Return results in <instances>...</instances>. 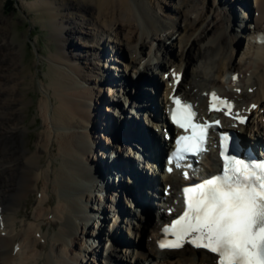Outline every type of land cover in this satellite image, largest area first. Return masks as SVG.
<instances>
[{
    "label": "bare ground",
    "instance_id": "1",
    "mask_svg": "<svg viewBox=\"0 0 264 264\" xmlns=\"http://www.w3.org/2000/svg\"><path fill=\"white\" fill-rule=\"evenodd\" d=\"M154 1L157 4L163 2V0ZM179 1H182L183 5H189V9H191L190 11H194L196 4L198 3V0ZM229 1L230 9L226 6L224 7V0H218L219 5L223 9L218 8V14L214 16L213 20L204 22L200 18L199 25L195 22L192 24L187 23L183 29L187 34L183 37L181 35L182 40L180 39L182 49L185 50V52L181 56L174 55L175 57L168 56V49L165 48L164 43H162L163 38L157 33L160 31L167 33L169 31L167 29L175 27L177 22L174 24L161 22L151 10L153 7L152 4H150L151 2L144 0H34V2H32L31 5L33 8L45 9L51 25L53 26L55 41L58 43V52L52 55L56 63V68L51 69L52 73L50 79V87L53 90L57 105L50 107L49 104L52 103L50 99L43 101L41 107L46 116L48 124L47 129L39 138V147L35 152L37 157L34 155H27L28 150L25 149L27 127L24 126V111L23 108L20 107L21 100L18 99V86L17 83L14 82L16 79H14L12 75H8L6 71L7 69L2 67L0 63V208L2 209L0 219L3 221V227L0 226V264H47L45 260L42 261V263L40 262L44 255L40 253V251L42 250L44 252V250L41 247L38 232L43 230V225L45 223L42 220H46L50 212H53L52 217L56 222L62 221V227L59 230V234H57L55 244L52 246L53 250H56V252L52 251L55 253L53 256L54 259L56 258L55 264H61V262L62 264H69L66 262V256L68 254L69 256H72L78 249L83 251V248L77 246V243L75 242L76 240L78 241V237L80 236L77 235L78 230L82 235L81 237L85 236V239L86 236H91L98 240L101 238L102 240L104 233L101 232L102 230L100 231L96 229L95 226H92L91 221H95L94 218H96L98 219V222L96 221L98 225H104V221L106 220L103 218L106 216L105 205L106 203H109L107 201L111 195L113 196L110 197L113 198L112 203L116 201L117 204L118 201L121 200L123 204L124 196L117 195L112 189H122V193L126 192L124 190L123 182L126 181L127 183L128 179H126V176L124 175L125 177L123 178V181L121 179V174L116 173L123 170L128 171V166L131 164L130 158L127 157L129 156V153L126 152L127 154H123L125 149L123 145H121L118 136L128 139V134H136L134 137L138 135V132L136 133V130L138 129L128 124L126 120L124 125L120 126V119L118 121V116L128 118V116L133 117V115L137 116V114L142 115V112L135 113L134 111H129L125 108L127 102H130L131 105L128 104L130 107H136L138 109L140 104L137 102V98L140 97L142 100V94H140L137 89L131 94L133 90L132 85H127L126 87L127 91L130 90V93L126 90L120 93L119 91H115V87L122 86L124 83L129 82L130 84L135 85L136 81L144 80L145 82L140 84V91L144 92L143 101H147V103L152 101V95L149 94V92H151L150 89L153 88H151V85L153 83L155 85L158 83L156 77L154 78L157 71L154 73V69H152V58L154 54H159L158 51L161 52V58L156 68L161 74L172 65L177 66L179 69H183L186 74H188L189 69L192 68L195 60L206 64L203 71L205 74L211 73L213 70L216 71L218 67L222 66L221 69H217L220 78L217 81L214 80L208 82L207 80H204L205 75L203 72H200L203 81H201L202 79L200 78V75H198L197 78L201 80L197 81L189 80L190 78H187V80L190 81V84H188L189 87L186 89L183 86V82L186 83V78L184 77L179 91H183L187 96H192L194 100L199 101V103L201 101V93L199 91L201 88L198 92H194L192 95L189 92L194 88H198L201 85L211 87L217 84L218 81L226 79L229 74L232 75L235 72L238 73L242 71L240 73L246 75L248 70H253L255 66L256 71L254 73L250 71L249 75L247 74L245 77L239 73V75H237L241 80H247V77H249L250 87L254 86L255 90L251 93H246L245 95H238L237 97L241 98V103H247V100H249V104H251V102L260 103V107H264V0H249L250 3H247V0ZM254 6L256 13L258 14V18L256 19L254 15L250 13L251 7L253 8ZM238 10L239 12H244L245 15H248L243 17L246 21L250 19L251 21H254L253 18L257 21L255 25L251 24V27H245V30H243L249 33L248 42L250 43V49L255 48L257 54L255 62L253 63L252 61L249 65H241L242 61H238V63L232 61L234 58V47L231 46V43H235L234 40L237 36L235 35L234 38H229V36H227L228 34H226L227 27H230L231 25L236 34L234 27H239V25L237 24V14H235L234 11L237 12ZM178 12H180V10ZM182 12L184 11L182 10L181 13ZM185 15L187 16L188 12H186ZM205 23H207V25L203 28V24ZM110 32H114L113 34L118 38H125L127 42L126 45H131L133 47L131 49L133 54L137 53L138 55L139 53V55H142L144 52L145 55L154 52L150 57L148 56L149 58H146V56L144 58V55L142 56V59L131 57L130 65L134 64L139 66L134 67L138 70V75L136 78L134 77V80L132 75L130 76L131 79H123L122 76H116V72L111 71L108 73V71H104V69L98 73L96 80L91 77L90 73L94 69V66L96 67L98 62L102 61L105 57L106 52L101 43V37L104 34L108 35ZM173 35L174 33H169L167 35L168 39H172ZM77 36V40L74 39V37ZM138 36H140L141 41L144 42H142L140 47L136 44L138 42ZM81 37H84V39H81ZM192 37H195V39H192ZM74 41L77 42L76 44H79V46L75 47L77 48L76 50L80 49L79 51H73L71 48L69 49L70 44L72 42L74 43ZM154 43L157 44L156 51L153 49ZM4 44H7L6 40L0 42V47ZM197 46L203 47V50L199 51L195 48ZM145 47L148 48L149 51L146 52ZM194 48L195 50L197 49V53L187 57L186 50L189 49L194 52ZM4 52L5 53L3 54L0 52V60L4 58H17V56L8 49ZM235 53H237L236 50ZM107 56H109V54H107ZM246 56H249L250 59L253 58L252 54L250 55V53H246L241 59L244 60ZM108 60L109 61L106 59L105 61L110 62V59ZM142 60L143 62L141 63ZM154 60L155 59H153V61ZM58 64L68 65L69 70H66L63 67L59 68ZM190 64L192 66H190ZM209 64L211 71H208V68H206ZM9 67H13V64L9 63ZM73 74H75L76 77H74ZM110 74H115V76L112 77ZM146 75H153V79H151L153 83L148 79L149 77H144ZM1 80L5 81L4 85H2ZM124 80L127 81L124 82ZM146 80L148 81L146 82ZM8 82L11 83V86L5 85ZM84 82L89 83L91 86L96 85L98 82L102 85L105 84L107 85L106 87L100 86L99 88H111L114 93H110L111 95L109 94L112 97L111 103L107 101L109 100L108 95L105 94V98H108L107 100L100 96L102 90H98L100 93H97L99 99L97 103L104 106L105 109H109L108 113L103 111V114L105 115L104 118L102 116L104 119V125L101 126H103L104 131L101 133L105 138L109 139V144L113 147L112 152L110 151L111 154H107L106 157L103 154V157L97 156L94 159L98 160L93 162L91 159L93 157H91V165L87 167L84 163L88 161V156L90 157L89 153H98V149L102 147L101 145H98L97 141L95 142V139H90L93 141L92 143L87 138H92V132H90L88 128L92 125V129L95 131V126L99 127V121L98 118H96L97 115H94L93 111H90L88 108L91 105V102L87 103L88 100L86 102L82 101V99L90 98V93H88L86 89H83L82 84H85ZM206 82H208L209 85ZM92 94H94V91ZM130 95L134 96L132 101ZM196 95H198V97H196ZM115 101H117L118 104H115ZM155 102L156 100L154 103ZM142 103L144 104V102ZM204 106L205 105H202L200 111H203ZM114 107L119 109V113H116V115H118L117 117L111 116V114L115 113L111 110ZM147 111L149 112L148 108H146V112ZM53 133H56L58 136V142L56 145L59 146L58 151L61 155V159H63V163L60 168H57L50 163L49 167L52 171L47 173L48 176L46 177L43 175V171L40 170L41 163L39 158L42 152L51 153V150L54 151V144L52 141H55V139L51 138L54 136ZM20 137H22V149L20 148L18 141L16 142L14 140L15 138L20 139ZM154 139L158 140L159 135L155 134ZM11 142L15 145L13 146ZM130 143L131 142H128V144ZM125 144L127 146V143ZM105 150L106 152L108 151L106 148L103 149V151ZM110 158L111 161L108 162ZM113 161H115L114 166H112ZM28 163L29 167L26 168L25 165ZM108 164L111 166L107 168ZM110 177L112 178L110 179ZM103 181H106V183L103 184ZM93 182L97 183L99 191H105L101 196L102 200L100 197H94L92 195L86 197V195L89 194L88 192L91 191L90 186ZM172 184L173 191L171 197H175L176 190L178 189L177 180L173 179ZM92 186H94V184ZM125 186L135 191L137 198L144 195L141 182L139 181L135 182L133 179L131 186L126 184ZM40 187H42V196L40 197L41 203L39 205L38 213L36 217H34L36 222L25 225V229L18 230V225L15 222L16 216H13L15 221L12 222L13 218H9L6 215L7 212L9 215H16L19 212L18 209L21 206L22 201L27 199L31 193L39 190ZM60 187L68 188L67 191L69 194L70 191L73 190L71 193L76 195L69 197L67 194V197L63 198L61 196V190H58ZM16 189H18V192H16ZM58 191L60 194H58L56 208L53 209L50 207L52 210H47L45 208V205L48 202L47 200L50 199L52 194H56V192L58 193ZM79 196L87 198V200H83L84 204H82V201H79ZM143 200L144 199H141V202H143ZM141 204L142 203H137V207H141ZM93 205L97 207H93ZM96 208L98 209V212L100 210L99 213L104 212L105 215L102 213V218H97L99 215L94 217L95 213H93V211ZM133 208H136V206ZM155 208V210H157L156 206ZM144 209L145 207L142 208V211ZM121 212L122 214L120 216L118 215V222L113 214L115 225L110 227V229H113L111 235H114V237H117L119 240L123 239L122 237L120 239L118 234L123 230L122 224L127 221L125 215L129 214L127 210H122ZM68 214H70L71 217H69ZM141 214L142 213H136L134 217L141 218ZM74 215L80 217L78 220L80 226L74 222ZM129 215H133V213ZM153 215L147 216L150 221L153 222L150 223L149 221L145 229L142 224L138 226L132 225V228H134L135 231V237L137 234L142 237V235H145L146 233L147 238V243L144 246L146 252L138 254L139 260H137L135 264H139L140 259H143L144 256V260L148 261L150 264L154 261L157 263L173 264V262H185L187 260H201V262H205V264L211 263L212 256L202 250L195 251L185 247L177 252L156 251V239L159 230L158 225L159 222L163 220V215L160 211H156L155 217ZM38 221L40 224H37ZM146 221L143 224H145ZM5 223L7 226H5ZM98 225L96 227H98ZM10 227L11 231L9 232ZM90 227H93V230H90ZM109 231L110 230L107 231L108 234H110ZM43 236H45V234ZM110 236L108 253L106 252V258L110 261L107 262V264H111V261H121L123 257L120 255V250L133 246L132 242H135H128L126 237L123 241L121 240L122 244L120 245L116 241H110L112 238V236L111 238ZM149 237L152 238L151 241H149ZM69 240L72 242H69ZM105 240L107 241L108 238ZM137 241H139V239ZM41 242L44 241L41 240ZM69 243L75 247L74 252L69 253ZM59 249L63 255L59 254ZM85 252L86 251H84V253ZM94 253L95 256H98L96 255V249ZM65 254L67 255L65 256ZM83 256H85V254ZM79 261L82 262L80 259ZM72 264H75L73 258Z\"/></svg>",
    "mask_w": 264,
    "mask_h": 264
},
{
    "label": "rangeland",
    "instance_id": "2",
    "mask_svg": "<svg viewBox=\"0 0 264 264\" xmlns=\"http://www.w3.org/2000/svg\"><path fill=\"white\" fill-rule=\"evenodd\" d=\"M144 1L151 2L150 4H152V6H153L151 10L161 20V22L166 23V24H170V23L174 24L177 22V25L175 27L167 29V30H169L167 33L166 32L164 33L162 31L157 33V34H160V36H162V38H163L162 43H164L165 48L168 49V53H169L168 56L169 57H175L174 55L181 56L184 54L185 50L182 49L180 39L182 40V37L184 35L186 36V34H187L186 31H183V29L187 25V23L192 24L195 22L199 25L200 24V20H199L200 18L204 22L205 21L208 22L210 20H213L214 16H216L218 14V8L219 9L221 8V6L218 3V0H198V3L196 4V8L194 11H190L191 9H189V5L188 6H186L185 4L183 5L182 1H179V0H163V2L160 4H157L154 0H144ZM32 2H34V0H0V42L6 40L7 44L9 43L8 46H7V44L2 45L0 47V50H1L0 52H1V54H3V53H5L4 51H6V49H8V50H10V52L14 53L17 56V58L16 57L15 58H4L3 57L4 59H1L0 63L2 65V67L7 69L6 70L7 74L12 75L14 77V79H16V80H14V82H16L17 86H18V91H19L18 99L21 100L20 107L23 108V111H24V113H23L24 114V126L27 127V130H26L27 132H26V136H25V140H26L25 149L28 150L27 155H34L37 157L35 152L37 151V149L39 147V145H38L39 144V138L41 135H43L44 132H46L47 125H48L47 120H46V116L44 115V113L42 111L41 105H42L43 101L46 99H50L52 101V103L49 104L50 107H54L57 105V101L54 97L53 90L50 87V82H51L50 79H51V73H52L51 69L56 68V63H55V60L52 57V55L54 53L58 52V49H57L58 43L55 41V36L53 34V26L51 25V22L49 20L48 14L46 13L45 9L44 8H33L31 5ZM247 2H249V0H247ZM229 3H230L229 0H224V7L226 6L227 8L230 9ZM221 9H223V8H221ZM179 10H180V12H178ZM182 10L184 12L181 13ZM186 12H188L187 16L185 15ZM234 13L237 14V19H238L237 24L239 25V27H234L236 30L235 31L236 34L234 33V30L232 29V27H233L232 25L230 27H227V29H226V34H228L227 36H229V38H231V37L234 38L235 35L237 36V38H235V40H234L235 43L234 42L231 43V46L234 47V58L232 59V61H235L236 63H238V61H242L241 65H244V64L249 65L252 61H253V63L255 62V60H256L255 57H257V54L255 53V56L251 59L249 58V56H246L244 60L241 59L242 56L245 55L246 53H250V55H251L250 43L248 42L249 33L247 31H243V30H245V27H249V26L251 27V24L255 23L254 21L256 18H258V14L256 13L254 21H250V20L246 21V19H244L243 17L248 16V15H245L244 12L241 13L238 10L237 12L234 11ZM197 20H199V21H197ZM206 25H207V23L203 24V28H205ZM113 33L114 32H110V33H108V35L104 34L101 37V43L103 45V48L105 49V52L107 54H109V56H107V54L105 53V57L103 58V60L98 62V64H97L98 67L94 66V69H93L94 71L92 70L90 75L94 80H96V76L98 75V73L103 71V69H104V71H108V73H110L114 69V72H116V76H118V77L122 76L123 79H125V78L131 79L130 76L132 75L133 80H134V77L136 78L138 75V70L135 69L134 67H136L138 65H134V64L130 65V59H131V57L137 58V59L138 58L142 59L144 52L142 53V55H139V53H138V55H137V53L133 54V52L131 50L133 47L131 45H126L127 44L126 39L121 38V37L118 38ZM169 33H174L172 39H168L167 35ZM181 35H182V37H181ZM77 38H78V36L74 37V39H76V40H77ZM193 38L195 39V37H192V39ZM81 39H84V37H81ZM137 40H138V42L136 44L138 47H140V45L142 44L143 41H141L140 36L137 37ZM76 43L77 42H75V41H74V43L72 42L70 44L69 49L71 48V50H73V51H79L80 49L76 50L77 48H75V47L79 46V44H76ZM195 48H197L199 51L203 50V47L197 46ZM195 48L193 50L194 52L190 51L189 49L186 50L187 57L188 56L190 57V55L197 53V49L195 50ZM147 49L148 48H146V52L149 51V49L148 50ZM153 49H154V51H156V49H157L156 43L153 44ZM235 50L237 51V53H235ZM158 52H159V54H154V52L151 53V54H154L153 58H152V69H154V73H155V71H157L156 75L154 74L155 75L154 78L156 77L157 80H159L157 75L159 76L160 71L156 68V66L159 64V60L161 58V52L160 51H158ZM113 54H115V55H113ZM151 54L150 53L145 54L144 58H145V56H146V58L148 56L150 57ZM120 55H122V56H120ZM106 59H107V61H109L108 59H110V62L105 61ZM153 59H155V60L153 61ZM93 61H95V60H93ZM142 62H143V60L141 61V63ZM197 62L198 61L195 60V62H193V66L190 64V66H192V68L189 69L188 74H186V83L185 84H190L189 80H193V81L199 80L197 78L198 75L201 76L200 78L202 80L201 79L200 80L203 81L201 73L204 71L206 64L203 62L202 63L201 62L197 63ZM9 63L13 64V67H9ZM108 65H109V67H108ZM58 66H59V68L63 67L64 69L69 70V66L66 64L65 65H63V64L59 65L58 64ZM209 66H210V64L207 65L206 68H208L207 69L208 71H211ZM92 68H93V66H92ZM221 68H222V66L218 67L217 69H221ZM217 69H216V71L213 70L211 73L205 74L203 72V74L205 75L204 80H207L208 82H211L214 80L215 81L219 80L220 78L218 76L219 73H218ZM255 71H256V69L254 66L252 73H254ZM240 72H242V71H240ZM240 72H238V73L241 74L243 77H245L247 75V74L245 75L244 73H240ZM190 74L192 77L190 76ZM111 75H112V77L115 76V74L114 75L110 74V76ZM73 76L76 77L75 74H73ZM152 76L153 75H148V76L146 75L144 77L145 78L149 77L148 79L151 80V79H153ZM187 78H190V79L187 80ZM226 78H228V77H226ZM253 78H255V77H253ZM247 80H250V78L247 77ZM126 81L124 80V82H126ZM147 81L148 80H146V82ZM220 81L222 82V80H220ZM121 82H123V81H121ZM151 82L153 83L152 80H151ZM208 82H206V83L209 85ZM1 83H2V85H4L5 81L1 80ZM84 83L85 84H82L83 89H86V91L88 93H90V95H89L90 98H88V99H82L81 98V99H82V101H85V102L88 100L87 103L91 102V105L88 108L90 109V111H93L94 115H97L96 118H98L99 127H100L99 128V127L95 126L96 130L94 131L92 129V125H91L88 128V130L90 132H92V138H90V137H87V138L92 143H93L92 140L95 139V142L97 141L98 145H101V147H102V148L98 149V153L97 152L96 153H89L90 157L88 156V161H86V162L84 161L85 162L84 164L87 167V166L91 165V163H90L91 159H92V162L97 161L98 159H94L97 156L103 157L102 156V154H103L106 157L107 154H109V153L111 154V152H112L113 147H111V145L109 144L110 143L109 139L105 138L101 133L104 131L103 126H101V125H104V121H103L104 119L103 118L105 115L103 114V111L108 113L109 109L108 108L105 109L104 106L97 103L99 100L97 97V93H100L98 90H100V91L102 90L100 93V96L105 98V94L108 95L109 100H107L108 98H105V99L109 103H111V99H112V97L110 96L111 95L110 93H112V94H114V93H113L111 88H105V89L99 88L100 86L106 87L107 85H105V84L102 85L98 82L96 85L91 86L89 83H86V82H84ZM222 84H223V82H222ZM5 85L11 86V83L8 82ZM223 85H225V83ZM14 86H15V84H14ZM93 91H94V94H92ZM106 91H108L109 93ZM131 94H133V92ZM22 99H23V106H22ZM107 101H106V104H107ZM116 102L117 101H115V104H118V102L117 103ZM127 110H128V108H127ZM127 110H125V111H127ZM95 111H96V113H95ZM102 116H103V118H102ZM111 116H114V115L111 114ZM89 131H87V132H89ZM53 134H54V136H52L51 138L55 139V141L54 140L52 141L53 144L55 145V146L53 145L54 151L51 150V153H49V152L43 153L42 152V154L39 158V161L41 163V169L40 170L43 171V175L46 177L48 176L47 173H50L52 171L49 167L50 163L55 165L57 168H60L61 164L63 163V159H61V155L59 154V151H58L59 146L56 145L58 142V136L56 135V133H53ZM99 135L101 136V138ZM134 135H136V134H133V135L128 134L127 135L128 139H131V137H134ZM90 139H92V140H90ZM14 140L16 142L18 141V144H19L20 148L22 149V137H20V139L15 138ZM106 140H108V141H106ZM11 144L13 146L15 145V144H13V142H11ZM105 148L109 151V152L107 151L108 153L106 152V150L103 151V149H105ZM99 150H101V151H99ZM127 151H129V148L126 149V152ZM126 152L123 151V154ZM91 157H93V158H91ZM25 167L28 168L29 163L27 165H25ZM116 178H117V176H116ZM123 178L124 177L121 174V179L124 181ZM91 184L92 185L94 184V186H92ZM91 184H90L91 185L90 186L91 191L89 190L90 192H88L89 194H87L86 197H90L92 195L94 197L95 196L100 197V199H101V196L103 195L104 192L99 191V189L97 188V183L93 182ZM67 189L68 188H65V187H60V189L58 188V190H61V196L63 198L67 197V194L69 195V197L76 195V194L71 193L73 190H71L70 194H69ZM16 192H18V189H16ZM58 194H60L59 191H58V193L56 192V194L54 193L51 195L50 199H52V200H50V199L47 200L48 202L45 205V208L47 210H52V208L53 209L56 208L57 199L59 196ZM41 196H42V187H40L39 190H36V192L31 193L27 199L22 201V204L18 209L19 212L16 215H13V214L9 215V213L7 212L6 215L9 218L10 217L13 218L12 222L15 221V218L13 216H16L15 222L18 225V230L25 229V227H26L25 225H29L30 223L32 224L33 222H36L34 217H36V215L38 213V209L40 207L39 205L41 203L40 202ZM79 197H80L79 201H82L83 202L82 204H84V201L87 200V198L86 197L82 198V196H79ZM110 197H113V196L111 195ZM110 197H109V200L107 201L109 203H106V205H105L106 216L103 218H105L106 220L104 221V225H102V224L98 225V223H96V221L98 219H96V218H94L95 221H91L92 226H95V228L100 230V231L102 230L101 232L104 233L103 236L101 235L102 240H101V238H100V240H98V239H95L91 236L90 237L86 236V239H85V236L81 237L82 235L80 234V232L78 230L77 235L78 236L80 235V236L78 237V241L76 240L75 242L77 243V246H80L81 248H83V251H80L79 249L75 251L74 250L75 247L73 245H71V243H69L70 244L69 245V250H70L69 253L75 251V253H74L75 255L73 254L72 256H69V254L68 255L65 254V256L67 255L66 256V262L67 263L72 264V258L74 259L75 264H107V262L110 261V260L108 261V259L106 258L109 247L107 246L108 243L105 240L111 235V234H108L107 231L110 230V227L112 225L113 226L115 225L114 217L110 213V212H112L111 211L112 205L110 203L113 200V198H110ZM123 206H125V208H128V205L126 206V204L124 202H123ZM50 207H52V208H50ZM93 207H97V206L93 205ZM133 207L134 206L132 205V208ZM132 208H129L130 212H133ZM52 213L53 212L49 213L46 220L45 219L42 220V221H44L45 224L43 225L44 226L43 230H40V233L42 236H39L41 247L44 250V252L42 250L40 251V253L44 254L42 256V259L40 260V262L42 263V261L45 260L47 262V264H55V262H56V258L54 259V257H53L55 255V253L52 252V251L56 252V250H53L52 246L55 244V241L57 239V234H59V230L62 227V221L56 222V220H54V218L52 217ZM102 213L104 214V212H102ZM101 214H99V212L98 213L96 212L95 217H97V215H99L97 218H102V217H100ZM68 216L71 217L70 214H68ZM79 218H80L79 216H76V215L73 216L74 222L80 226V224L78 223ZM125 219H132L131 222L136 224V220L133 219L132 217L126 216ZM30 221H32V222H30ZM149 221H150V219H149V217H147L146 223L145 224L142 223V225L144 226V229L147 227ZM126 222H124V224H122L123 230H121V232L127 237V240L135 241L134 243L136 245H138V247L137 248H135V247L129 248L128 247V248H124V250H120V255H122L123 261L122 260H121V262L120 261L119 262L111 261L112 262L111 264H127L128 261L130 264H135V262L137 260H139L138 254L141 252H146V250H144V243L145 244L147 243V239L145 236L146 233H145V235L143 234L142 237L139 236L138 238H136L135 234L133 233V230L128 231V229L126 227L127 226ZM152 222L153 221H150V223H152ZM37 224H40V222L38 221ZM97 225H98V227H96ZM5 226H7L6 223H5ZM89 226H90V224H89ZM90 228H89L90 230H93V227H90ZM10 231H11V227L9 229V232ZM9 232H7V233H9ZM44 234H45V236H43ZM42 238H43L44 242H41ZM138 239H139V241H137ZM69 242H72V241L69 240ZM79 243H80V245H79ZM95 249H96V255H98V256H95V253H94ZM87 250H88V252H87ZM84 251H86V252L84 253ZM105 252H107V253L105 254ZM59 254L63 255V253L60 251V249H59ZM84 254H85V256H83ZM144 257H143V259H140L139 264H147V263L149 264L148 261L144 260ZM78 258L80 260H82V262H80ZM57 259H59V258H57ZM57 261H59V260H57ZM61 264H62V262H61ZM153 264H157V263L153 262Z\"/></svg>",
    "mask_w": 264,
    "mask_h": 264
},
{
    "label": "snow or ice",
    "instance_id": "3",
    "mask_svg": "<svg viewBox=\"0 0 264 264\" xmlns=\"http://www.w3.org/2000/svg\"><path fill=\"white\" fill-rule=\"evenodd\" d=\"M212 100H219L215 93ZM173 102L172 121L185 132L191 130V134L179 136L169 163L177 168L191 167L181 162L189 154L207 150L209 125L194 122L196 113L191 105L177 98ZM240 122L244 123V118ZM228 142L229 137L223 136L222 174L183 189L185 210L163 229L174 239L161 240L159 246L181 248L187 242L215 254L217 264H264V163L250 164L229 155ZM184 176L188 177L187 171Z\"/></svg>",
    "mask_w": 264,
    "mask_h": 264
}]
</instances>
